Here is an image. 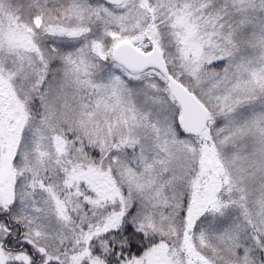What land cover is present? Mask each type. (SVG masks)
I'll use <instances>...</instances> for the list:
<instances>
[{
    "label": "snow or ice",
    "instance_id": "obj_1",
    "mask_svg": "<svg viewBox=\"0 0 264 264\" xmlns=\"http://www.w3.org/2000/svg\"><path fill=\"white\" fill-rule=\"evenodd\" d=\"M0 264H264V0H0Z\"/></svg>",
    "mask_w": 264,
    "mask_h": 264
}]
</instances>
